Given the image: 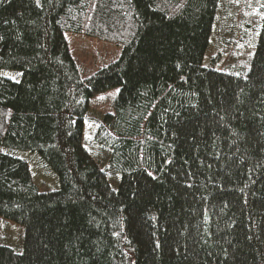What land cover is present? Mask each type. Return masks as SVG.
<instances>
[{"label":"trees","instance_id":"obj_1","mask_svg":"<svg viewBox=\"0 0 264 264\" xmlns=\"http://www.w3.org/2000/svg\"><path fill=\"white\" fill-rule=\"evenodd\" d=\"M219 3L0 0V217L22 230L0 264H264V6L233 75L202 66ZM67 32L121 54L82 78ZM100 100L106 170L82 139Z\"/></svg>","mask_w":264,"mask_h":264},{"label":"rangeland","instance_id":"obj_2","mask_svg":"<svg viewBox=\"0 0 264 264\" xmlns=\"http://www.w3.org/2000/svg\"><path fill=\"white\" fill-rule=\"evenodd\" d=\"M263 6L264 0H220L209 37V45L202 61L204 68L233 75L246 72L255 50ZM65 37L82 78H87L99 68L116 61L121 54V46L94 37L69 32L65 34ZM0 76L18 80L20 73L2 70ZM106 108L107 103L100 100L97 106H93L88 111L82 138L84 148L104 170L108 168L107 160L94 138ZM3 151L19 157L27 163L39 191L46 192L58 188L57 177L36 153L6 149ZM117 180L118 176L110 179L112 186L115 187ZM0 244L9 246L16 252L22 250L20 226L2 217H0Z\"/></svg>","mask_w":264,"mask_h":264}]
</instances>
